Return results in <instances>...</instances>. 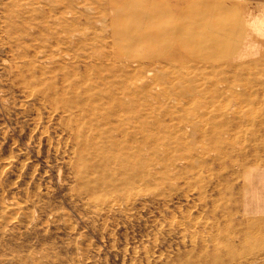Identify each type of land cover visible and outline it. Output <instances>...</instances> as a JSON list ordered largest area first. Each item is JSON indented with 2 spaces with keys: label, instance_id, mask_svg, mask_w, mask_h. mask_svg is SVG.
<instances>
[{
  "label": "rangeland",
  "instance_id": "374dc122",
  "mask_svg": "<svg viewBox=\"0 0 264 264\" xmlns=\"http://www.w3.org/2000/svg\"><path fill=\"white\" fill-rule=\"evenodd\" d=\"M261 21L264 0H0V264H264ZM213 72L248 86L208 96Z\"/></svg>",
  "mask_w": 264,
  "mask_h": 264
},
{
  "label": "bare ground",
  "instance_id": "6f19581e",
  "mask_svg": "<svg viewBox=\"0 0 264 264\" xmlns=\"http://www.w3.org/2000/svg\"><path fill=\"white\" fill-rule=\"evenodd\" d=\"M190 7V6H189ZM191 8V7H190ZM192 9H193V7H192ZM197 17V15H196V12L194 11V12H192V11H190V13L188 14H185V20H187L188 18L189 19H197L196 18ZM190 21V20H189ZM243 22H246L245 20H242ZM194 22V21H193ZM196 22V21H195ZM194 24V23H193ZM249 25H250V27H249ZM186 26V25H185ZM199 27V26H198ZM197 27V28H198ZM258 28L257 29H262L261 27H264V21L262 22L261 21V24L260 25H258L257 26ZM196 28V27H195ZM245 28H247V29H249V30H251V31H256V32H258V30H256V28L255 29H253V27H252V24H251V22L249 23L248 22V27L247 26H245ZM264 29V28H263ZM261 32H262V30H260ZM259 31V32H260ZM258 32V33H259ZM191 33V32H190ZM192 33H194V31H192ZM230 33H233V31H232V29H231V31H230ZM216 35V34H215ZM218 35V34H217ZM193 36V35H192ZM192 36H191V38H192ZM224 37H220L219 38V40H218V42H216L215 40H213V39H209L208 37H201V39H200V42L201 41H203V42H201V43H204V42H208V51L207 52H205L203 55H204V57H205V60L208 62V64L211 66L210 68V70L209 71H215V70H218V69H216L213 65L215 64V63H217L216 61H218V60H220V61H218V62H221V61H223L225 64H226V67L228 66V68H226V69H224V71L225 70H229V71H233L234 72V75H236V74H239V75H242V70L244 69V68H246V67H240L239 65H236V66H234L233 65V63H234V59L236 58V54H234L233 52H229V50H233L234 49V47H233V45H230V44H228L224 39H223ZM210 41V42H209ZM197 51V50H196ZM198 52V51H197ZM197 52H195L194 53V55H196L197 54ZM180 59V58H179ZM177 61H178V59H177ZM176 61V62H177ZM233 61V62H232ZM251 62V61H250ZM175 64V63H174ZM218 64V63H217ZM220 64V63H219ZM238 64V63H237ZM251 64V63H250ZM179 65V64H178ZM177 65V66H178ZM241 65H243L242 63H241ZM246 65V64H245ZM216 66V65H215ZM248 66V65H247ZM182 67V66H181ZM249 67H251V66H249ZM221 70H222V68H220ZM170 69H167V71H169ZM189 71V70H188ZM245 71H249V70H245ZM206 72L207 71H201V69H200V73L202 74V75H204V74H206ZM150 72H148V74H149ZM181 73V74H180ZM208 73V72H207ZM215 72H213V74H211V76H212V78H209V80H208V82H209V84H208V87H209V89H208V96H212V97H214V96H219V95H223L224 93H226V92H228V93H234V94H236L237 92L236 91H234V86H237V85H239V86H242V87H247L248 86V83H247V85H245V81L242 83V81L240 80V82H238L239 81V79H238V81H233L232 79H231V81L229 80V79H223V81H222V79L219 77H215V74H214ZM229 73V72H228ZM227 73V74H228ZM232 73V72H231ZM247 73V72H246ZM151 74V73H150ZM173 77L174 76H176V78L178 77V76H182L183 74H184V72L182 73V71H181V69H179L178 67H174V70H173ZM185 74H187V73H185ZM226 74V73H225ZM233 74V73H232ZM233 75V76H234ZM226 76V75H225ZM224 76V77H225ZM147 77H149V76H147ZM146 77V78H147ZM223 77V78H224ZM240 77V76H239ZM150 78H152V75H150ZM235 78H236V76H235ZM237 78H238V76H237ZM245 79V78H244ZM243 80V79H242ZM187 81H188V78L186 79H182V80H180V81H178V83L179 82H181L182 84H181V86L182 85H188V83H187ZM192 81V80H191ZM151 82H152V80L150 79L149 81H147V84H146V82L144 83V84H142L141 85V88H144L145 86H148L149 87V85L151 84ZM193 82V81H192ZM207 82V83H208ZM221 82H223L224 83V87H221V86H218V84L219 83H221ZM229 83H231V84H229ZM172 86L173 87H175L174 86V84H172ZM189 86V85H188ZM138 87V86H137ZM157 87V86H156ZM183 87V86H182ZM195 87H197L198 89H205V87H204V85H200L199 87H198V85L197 86H195ZM194 87V88H195ZM158 88V87H157ZM176 88V87H175ZM190 88V90L189 91H191L192 92V90L194 89V88H191V87H189ZM197 88H195V89H197ZM153 89V88H152ZM155 89V88H154ZM188 90V89H187ZM155 92H159V91H155ZM147 93V92H146ZM187 93H189V92H187ZM145 94V93H144ZM166 93H164L163 92V96L165 95ZM150 95H153L152 93L150 94ZM189 95V94H188ZM239 95H242V93L241 94H239ZM244 95V94H243ZM148 96H149V91H148ZM189 96H191V95H189ZM154 96H152V98H153ZM209 97H207V96H201V98H198V103H206V101H207V99H208ZM156 99V98H155ZM183 99V98H182ZM175 100V99H174ZM156 101V100H155ZM182 101V100H181ZM158 102V101H157ZM182 105V104H181ZM180 105V106H181ZM168 107H169V105H168ZM182 107V106H181ZM176 112H177V110H176ZM187 110H185V109H181L180 108V116L179 117H181V119H183V117L186 119V123L187 122H189L188 121V117H187ZM235 113V112H234ZM207 115L209 114V113H206ZM203 115V114H202ZM235 115L236 116H233V117H235V121L236 120H238V119H240L239 118V114H237V113H235ZM162 116V115H161ZM254 116V115H253ZM215 119H219V120H221V122L222 123H225L224 121L226 120V118H225V116L223 115V114H215L214 116H213ZM193 118V117H192ZM205 119V118H204ZM257 120V119H256ZM196 122V121H195ZM261 122V121H260ZM252 123V122H251ZM196 125V124H195ZM219 125V124H218ZM163 126V125H162ZM198 126V125H197ZM163 127H165V126H163ZM166 128V127H165ZM198 128V127H197ZM194 129V128H193ZM195 131V130H194ZM220 131V130H219ZM219 131H216V132H214V135H216V134H218L219 133ZM190 132V131H189ZM209 132V131H208ZM230 132V131H229ZM209 134H212L211 132L210 133H208V135ZM195 136V135H194ZM231 135L230 134H228V137H230ZM197 137V136H196ZM239 142V141H238ZM237 152H242L243 151V148H239L238 150H236ZM236 151L233 149V148H231V147H222L221 148V152L222 153H228V154H231V155H235L236 154ZM189 160V159H188ZM163 165H164V163H163ZM235 199V198H234ZM260 211V210H259ZM261 212V211H260ZM215 225H217V224H214V226H213V228H216V230H217V228L218 227H216ZM214 230V229H213ZM215 232V235H221L222 234V232H220V231H214ZM231 238V237H230ZM224 248L223 249H220V250H218V251H214L213 252V254H214V257H213V261L216 263V262H219V260H220V257L223 255V257L225 258V256H226V258L228 257L229 258V260L232 262V259H233V254L235 253V246L233 245V243L232 242H229L227 245H225V246H223ZM210 248V247H209ZM249 253V252H248ZM254 253V251H252L251 250V252H250V256L252 255ZM212 254V253H211ZM257 255H259V254H257ZM255 256V255H254ZM222 257V258H223ZM252 257H253V255H252ZM257 257V256H256ZM223 258V259H224ZM255 258V257H254ZM225 260H228V259H225Z\"/></svg>",
  "mask_w": 264,
  "mask_h": 264
}]
</instances>
